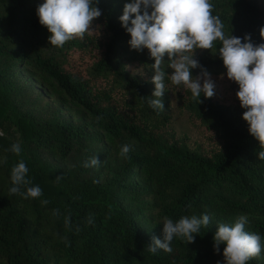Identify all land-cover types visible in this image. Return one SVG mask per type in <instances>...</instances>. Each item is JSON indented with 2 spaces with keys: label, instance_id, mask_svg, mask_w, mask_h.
Returning <instances> with one entry per match:
<instances>
[{
  "label": "trees",
  "instance_id": "16d2710c",
  "mask_svg": "<svg viewBox=\"0 0 264 264\" xmlns=\"http://www.w3.org/2000/svg\"><path fill=\"white\" fill-rule=\"evenodd\" d=\"M44 2L0 0V264H224L225 245L215 251L214 235L241 216L244 230L261 237L260 255L246 264H264V147L242 118L238 83L229 103L194 97L171 83L165 53L164 109H155L154 58L130 46L120 20L132 0H93L101 15L62 47L39 22ZM210 3L226 38L264 43V0ZM221 46L194 50L193 78L227 76ZM173 101L212 148L166 131ZM95 156L99 165L85 167ZM21 160L31 184L12 194L11 169ZM37 185L41 196L23 195ZM205 214L209 225L193 242L174 236L171 253L149 252L153 236L163 239L165 218Z\"/></svg>",
  "mask_w": 264,
  "mask_h": 264
},
{
  "label": "clouds",
  "instance_id": "9594fccd",
  "mask_svg": "<svg viewBox=\"0 0 264 264\" xmlns=\"http://www.w3.org/2000/svg\"><path fill=\"white\" fill-rule=\"evenodd\" d=\"M212 9L210 0H132L125 5L120 20L131 36L130 46L136 50L146 48L154 58L152 83L155 90L152 96L156 99H151L149 104L155 109H164L160 98L165 92L166 74L161 68L165 53L169 57V67L173 69L170 75L172 84H183L194 97H200L201 92L209 98L214 95V84L207 78L209 74L203 71L205 79L201 85V76L193 78L191 69L199 67L198 61L193 58L195 49H210L214 41H221L219 54L226 67V75L238 83L236 95L241 107L246 109L242 118L249 125V133L264 147V43L254 45L247 36L244 43L238 37L226 38L224 25L219 16L212 14ZM37 15L40 24L50 33V44L62 47L75 37L83 38L101 11L93 5V0H45L38 6ZM260 34L264 37V27L260 29ZM11 151L19 155L20 145L13 144ZM129 151L130 145H124L121 154L127 155ZM259 158L264 159V151L259 153ZM99 163L95 156L84 166H98ZM27 173L28 168L22 160L12 167L13 186L9 189L10 193L16 194L22 186L31 184L26 178ZM23 195L37 198L42 195V190L38 185L27 187ZM42 203L47 204L48 201ZM88 222L92 223L91 220ZM209 222L206 214L199 218L185 216L175 223L165 218L163 239L153 236L148 250L156 253L162 249L171 253L174 236L187 238L191 243L195 239L193 234L198 233L202 225H209ZM246 222V217L241 216L231 226L225 223L218 225L213 238L214 250L218 252L219 246L225 245L224 264H246L250 258L260 255L261 237L246 232Z\"/></svg>",
  "mask_w": 264,
  "mask_h": 264
},
{
  "label": "rangeland",
  "instance_id": "374dc122",
  "mask_svg": "<svg viewBox=\"0 0 264 264\" xmlns=\"http://www.w3.org/2000/svg\"><path fill=\"white\" fill-rule=\"evenodd\" d=\"M132 68V67H130ZM210 78L214 84V95L213 98L219 100L223 103H229L234 98V80L229 79L227 76L219 77H207ZM205 77H201L200 83L203 85ZM173 98V97H172ZM52 98L46 97L44 99V104L50 105ZM166 131L173 132L176 136L185 135L187 136V143L189 145H198L204 150H209L213 147L214 143L208 139L209 134L200 128L194 127L188 120L187 115L183 112L177 110V104L175 101L172 103V117L171 123L166 128Z\"/></svg>",
  "mask_w": 264,
  "mask_h": 264
}]
</instances>
